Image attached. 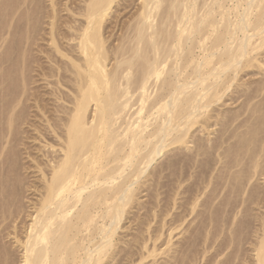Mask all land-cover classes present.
<instances>
[{
	"label": "bare ground",
	"instance_id": "6f19581e",
	"mask_svg": "<svg viewBox=\"0 0 264 264\" xmlns=\"http://www.w3.org/2000/svg\"><path fill=\"white\" fill-rule=\"evenodd\" d=\"M9 1L10 22L0 30L10 35L5 45L0 33V264H13L8 245L20 250L19 264H235L245 257L235 227L246 215L233 226L238 208L264 211V0ZM180 148L197 161L216 152L226 159L222 183L232 201L220 196L230 208L217 223L212 202L203 205L211 228L201 217L195 235L182 225L215 178L204 185L203 178L194 195L187 188L189 212L181 179L163 204L158 181L177 163L169 152ZM151 188L146 204L140 198ZM175 205L182 211L171 213ZM260 216V227H249L246 264H264ZM122 228L133 232L116 237ZM178 234L181 242H173Z\"/></svg>",
	"mask_w": 264,
	"mask_h": 264
},
{
	"label": "rangeland",
	"instance_id": "374dc122",
	"mask_svg": "<svg viewBox=\"0 0 264 264\" xmlns=\"http://www.w3.org/2000/svg\"><path fill=\"white\" fill-rule=\"evenodd\" d=\"M1 2H2L3 4H2ZM9 2H10L9 0H8L7 2H5V0H3V1L0 0V3H1V4H0V30L3 31V32H6V29H7V26L5 25V23L9 24V22H10L9 19L11 18L12 8H11V6H10L11 3H9ZM7 3H9V5H6ZM1 5H3V6L1 7ZM3 8H4V9H3ZM9 10H10V11H9ZM3 11H4V13H3ZM1 13H2V14H1ZM4 14H5V15H4ZM1 17H2V18H1ZM5 17H6V18H5ZM2 19H3V20L5 19L6 21H5V20L3 21ZM8 21H9V22H8ZM3 22H4V23H3ZM3 32H0V33L4 34ZM0 35H1V34H0ZM4 37L6 38V42H4V44H5V43H7V42L9 41V37H10V35H9V31H7V34H6V33L4 34ZM7 40H8V41H7ZM4 44H3L2 47L0 48V53H1V51H3V50L5 49V47H6L5 45H7V44H5V45H4ZM246 78H248V77H246ZM253 78H255V77H253ZM229 104H230V102H227V104H226L227 106L225 105L224 107H232V106L235 107V105H236V104H233L232 106H231V105L229 106ZM236 106H237V105H236ZM221 108H222V107H221ZM240 118H242V117H240ZM218 127H219V126H214V127H212V128L210 127V128H211V129H216V128H218ZM219 128H220V127H219ZM218 130H219V129H218ZM218 130H216V132H214L213 134L209 135V136H210V139H211V138L213 139V138H215V137H217V136L219 135V132H217ZM221 132H222V131L220 130V133H221ZM202 134H203V133H202ZM217 134H218V135H217ZM203 135H204V136H203ZM203 135H202V136H203L204 138H207V137H208L206 134H203ZM182 149H183V148H180V149H178V151H175V150H174V151H172V152H169L170 154H172V153L174 154V156H173L174 158H173V159H174L175 161H176L177 159H178V160L176 161L177 163H175V161L173 162V164L175 163V165L172 164V165H173L172 168H169L170 171H169V170H165L164 172H162L163 170L160 169V170H162V171H161V172H162V175H160V176H161V177L159 178L160 181H158V184H160V185H159V191L161 190V191H160V194L163 193V194L160 195V196L162 197V200H161V201H162V202L164 201L163 204H166L165 201H166V200L168 201V200H169V196H172L171 194H172L173 192H171V190H172V191L174 190V189L172 188V185H173V187H174V184H175V183H177V182H179V181L182 180V181H181V186H182V188H180L179 191L182 190L183 187L186 185V186H188V187H184V188H186V189L189 188L190 192H191V191L193 192L192 195H194V193L198 192V191L196 190V189H198V187L201 188V187L204 185V183H205V182L207 183V181H208L210 178H212V179H213V177L215 178V179H213L214 181H212V183H211L212 185H209L210 188L208 187L206 190H204L205 194H202V193H204V192H200V193H199V195H198V199H199V200H198V202H197L198 204H197L196 209H194L193 213H191V214L187 217L186 222L182 225V227H183V226H185V224H187V222H188V224H187V227H189V228H188V231H189V230L192 231V234L195 235V233H196V231H195V227H196V226H195V225H197V223L201 224L200 221H202V220H204V222L206 221V223L208 224V225H207V226H208V227H207L208 229L211 228V225H209V220L207 219V218H208V215L210 214V211L215 210V212L213 211V212H214L215 220H216V218H218V220H219V222H220L219 216H220V218H221V216L224 215L226 209H229V208H230L229 205H228V206H227V204L225 205L226 201H224L223 199H221V198H223V197L220 196V195H222V193H223V195L225 196L224 198H226V200H227V198H229V196H228V192H227V188H223V183H222V179H224V177H226V176L228 175V174H225V173H226V172H225L226 170H225L224 168H222V167H224L223 165H225V164H222V163H223L222 161H225L226 159L224 160L223 157H222V158H221L220 156L218 157V153L216 152L217 155H215L216 153H211L210 155L207 154L209 158H207L206 155H205V158H204V156H200V157H203V158H204L203 161H197V157L194 158L195 155H194V153H193L192 150H187V149L184 148L185 151H183ZM176 150H177V149H176ZM180 151H181V152H180ZM219 151H220V150H219ZM175 152H176V153H175ZM187 152H188V154H187ZM180 153H181V154H180ZM185 153H186V155H185ZM190 153H191V154H190ZM176 154H178V155H176ZM179 154H180V155H183V154H184L186 157H187V155H189L190 157L188 156L187 158H185V157H184V158H181V157H183V156H180ZM167 155H168V153H167ZM175 155H176V156H175ZM212 155H213V156H212ZM177 156L180 157V159H179ZM191 156H192V158H191ZM164 157H166V154H165L164 156L160 157V158L156 161L157 163L155 162L156 164H155V163L153 164V165H154L153 167L156 166V167L154 168L155 171H157V169L160 168L159 166L161 165V163L164 162V160H163ZM200 157H198V160H199V159L202 160ZM213 157H214V158H213ZM175 158H176V159H175ZM189 158H190V159H189ZM218 158H219V159H218ZM220 158H221V159H220ZM185 159H186V164H185ZM193 159H194V160H193ZM214 159H215V160H214ZM216 159H217V160H216ZM179 160L184 161V162L180 161V163L182 162L183 164H182V163L180 164V163L178 162ZM191 160H192V162H191ZM195 160H196V162H195ZM208 160H211V161H208ZM219 160H220V161H219ZM160 161H161V162H160ZM188 161H189L190 163H188ZM197 162H199V163H200V162H201V163L204 162L205 164H204V163H202V164L200 163V165H199V163H197ZM209 162H210V163H209ZM212 162H213V163H212ZM217 162H219V163H217ZM221 162H222V163H221ZM159 163H160V164H159ZM206 163H209V164H206ZM224 163H225V162H224ZM177 164H178V165H177ZM192 164H193V165H192ZM196 164H197V165H196ZM212 164H213V165H212ZM220 164H221V165H220ZM157 165H159V166L157 167ZM186 165H188V166H186ZM205 165H206V166H205ZM174 166H175V167H174ZM181 166H182V167H181ZM185 166H186V167H185ZM219 166H220V167H219ZM176 167H177V168H176ZM180 167H181L182 169H181ZM197 167H199V168H197ZM204 167H205L206 169H205ZM210 167H211V168H210ZM183 168H185V171H184ZM194 168H196V169L194 170ZM209 168H210L211 170H210ZM173 169H174V170H173ZM188 169H189V170H188ZM197 169H198V170H197ZM201 169H202V170H201ZM222 169H224V171H223ZM160 170H159V171H160ZM175 170H176V171H175ZM182 170H183V171H182ZM203 170H204V171H203ZM220 170H222V171H220ZM166 171H169V172H166ZM173 171H174V172H173ZM200 171H202V172H200ZM206 171H207V174H204V173H206ZM217 171H218V172H217ZM172 172H173V173H172ZM175 172H176V173H175ZM182 172H183V173H182ZM194 172H195V173H194ZM223 172H224V173H223ZM163 173H164V174H163ZM167 173H168L169 177H168ZM169 173H171V174H169ZM174 173H175V174H174ZM188 173H189V174H188ZM192 173H193V174H192ZM196 173H198V174L195 175ZM200 173H201V175H199ZM215 173H216V174H215ZM217 173H219V174H217ZM220 173H221L222 175H221ZM177 174H178V175H177ZM191 174H192V175H191ZM224 174H225V176H224ZM170 175H171V176H170ZM182 175H183L184 177H183ZM215 175H216V176H215ZM166 176H167L168 178H167ZM189 176H190V177H189ZM192 176H194V177L192 178ZM202 176H203V177H202ZM188 177H189V178H188ZM217 177H219V178H217ZM163 178H164V179H163ZM165 178H167V179H165ZM175 178H176V180H175ZM199 178H200V179H199ZM203 178H204L205 180H206V179H207V180H206V181L204 180L203 185H202V180H203ZM159 179H158V180H159ZM180 179H181V180H180ZM185 179H186V180H185ZM197 179H198L199 183H197L198 181H195V180H197ZM171 180H173V181H171ZM191 180H193V181H191ZM216 180H217V182H218L219 184L216 182ZM167 181H168V182H167ZM174 181H175V182H174ZM160 182H161V183H160ZM172 182H173V183H172ZM186 182H187V183H186ZM200 182H201V183H200ZM220 182L222 183V186H221V183H220ZM257 182L260 183L261 180H258ZM257 182H256V183H257ZM170 183H171L172 185H171ZM189 183H190V184H189ZM192 183H193V185H191ZM195 183H196V184H195ZM213 183H214V184H213ZM258 183H257V184H258ZM164 184H166V185H164ZM169 184H170V185H169ZM197 184H199V185H197ZM217 184H218L219 186H218ZM168 185H169V186H168ZM189 185H190V186H189ZM213 185H214L215 187H214ZM162 186H163V187H162ZM154 187H155V186H154ZM160 187H161V188H160ZM167 187H168V188H167ZM169 187H170V188H169ZM190 187H191L192 190L190 189ZM194 187H195V188H194ZM203 187H204V186H203ZM216 187H217V188H216ZM219 187H221V188L219 189ZM165 188H166V189H165ZM211 188H212L213 190H214V188H215L216 191L214 190V192H212L213 190H212ZM152 189H153V188H151V190L147 193L148 195H146V197L143 196V197L140 198V200H141V201L146 200V204H147V202L149 203L150 200H154V194H155L154 191H156V190H152ZM162 189H163V190H162ZM194 189L196 190V192H195ZM209 189L212 190V191L210 192ZM167 190H168V191H167ZM189 190H188V189H187V190L183 189V191H182V192L185 191L184 193L187 192L186 194H187L188 197L185 198V199H182V200H183V202H184V206H186V207H185V211H188V212H189V209H188V208L190 207V205H187V202L185 203V200L188 199V198H190V197L192 196L191 193H188ZM208 190H209V191H208ZM165 191H167L168 193L165 192ZM223 191H224V192H223ZM225 191H226V193H225ZM260 191H262V190L260 189ZM152 192H153V193H152ZM170 192H171V193H170ZM216 192H218V193H216ZM221 192H222V193H221ZM158 193H159V192H158ZM184 193H182V194H184ZM207 193H208V194H207ZM210 193H211V194H210ZM213 193H214L215 195H213ZM224 193H225V194H224ZM143 194H145V193L143 192ZM150 194H151V195H150ZM169 194H170V195H169ZM188 194H190V195H188ZM152 195H153V196H152ZM201 195H202V196H201ZM216 195H218L217 197H215L216 199H215V198L211 199L212 197H214V196H216ZM150 196H151L152 198H151ZM160 196H159V197H160ZM166 196H168V199L166 198V200H165L164 197H166ZM184 196H186V195L184 194ZM147 197H148V198H147ZM161 197H160V198H161ZM179 197H181V195H180ZM182 197H183V195H182ZM204 197H205V198H204ZM177 198H178V196H177ZM163 199H164V200H163ZM200 199H201V200H200ZM220 199H221L222 201H221ZM229 199L232 201V198H229ZM182 200H181V199H178V200H177L178 205H179V201H181V202H180V205H181ZM205 200H206V201H205ZM161 201H160V204L162 203ZM200 201H201V202H200ZM217 201H218V203L216 204ZM219 201H220V202H219ZM144 202H145V201H144ZM210 202H212V203H210ZM199 203H201V204L203 203V204L201 205V204H199ZM209 203H210V204H209ZM146 204L144 203V205H146ZM167 204H168V203H167ZM206 204H209L210 208H211V206L213 205L212 207H214V208H212V210H210L209 208H207V210L209 209L210 211H209V210L206 211V207L203 206V205H206ZM218 204H219L220 206H219ZM169 205H170V204H169ZM178 205H175V207L172 208L171 213H173V212H174V213H177V212H179V210H180V211L184 210V208H183L184 206H182V205H181L182 207L179 206V208H183L182 210H181V209H177L176 207H177ZM214 205H215V206H214ZM221 205H222V206H221ZM224 205H225L227 208H226V207H223ZM244 205L247 206L248 203H244V204L242 205L243 208H245ZM167 206H168V205H167ZM187 206H188V207H187ZM199 206H201V207H199ZM249 206H250L249 208L252 209V210H250V212H249V210H248V213H249L250 215H249L248 213L244 214L245 212H244V213H240V212H243V209H242L241 206H240V208H238L239 212L237 213L238 217H237V215L235 216V219L237 218V219H238V222H235V219H234V222H233V223H234L233 226H234V225L237 226V224L239 223V219H240V223L243 222L244 220H242V219H244V218H245V215H246V218H245L246 221L243 222V223H244L243 226H242V225H240V226H238V227H235V226H234V227H235V231H236V230H239V231H237V232H239V233L236 232V234H239V236H237V237H238L239 239H241V237L243 238V242H242V239L240 240V241H241V244H240V245L243 246V249H244V250H242V252H241V251L239 252L240 255H241L242 257H243V255H244V256H245V255H246V256H247V255L250 256V257L248 256L249 258L245 256L246 259H245V257H243V258L245 259V263H244V260H242L243 258H241L240 260L237 259L238 261H237V260H236V261H237L239 264H242V263H243V264H246V261H247L248 259L251 258V255H250V254H252L253 252H251V250H249L250 247H251L249 244H250V241H252L251 239H254V238H253V235H254L253 233H254L255 229H257L258 227H260V226H259V225H260V222H259V220H256V219H259V216H260V215H261V216L263 215V216H262V219L264 220V211H262V210H263L262 207H259V206H257V205H252V207H251V205H249ZM254 206H255V207H254ZM228 207H229V208H228ZM202 208H203V209L205 208V209L203 210ZM215 208H217V211H216ZM220 208H221V209H220ZM255 208H256V209H255ZM261 208H262V209H261ZM176 209H177V210H176ZM186 209H188V210H186ZM197 209H198V210H197ZM218 209H219V212H218ZM223 209H224V210H223ZM240 209H241V210H240ZM257 209H260V210L257 211ZM134 210H135V211H134ZM134 210H132L133 213L131 212V213L129 214L130 216H132L134 213H138V212L136 211V209H134ZM142 210H143V209H142ZM142 210H141V211H142ZM199 210H200V212H199ZM220 210H221V211H220ZM195 211H196V212L198 211L199 213H198V212L196 213ZM223 211H224V213H223ZM228 211H229V210H228ZM251 211H252V216H253V217H251ZM255 211H256V212H255ZM259 211H260L261 213H260ZM139 212H140V211H139ZM188 212H187V213H188ZM204 212H205V214H204ZM221 212H222V213H221ZM174 213H173V214H174ZM182 213H184V211H183ZM185 213H186V212H185ZM200 213H203V214H200ZM215 213H216V214H215ZM239 213H240V214H239ZM253 213H254V214H253ZM255 213H256V215H255ZM241 214H243V215H241ZM247 214H248V215H247ZM257 214H258L259 216H258ZM206 215H207V216H206ZM191 216H192V217H191ZM227 216H228V215H227ZM249 216H250V217H249ZM261 216H260V217H261ZM201 217H202V220H201ZM242 217H243V218H242ZM247 217H249V218H248L249 221H247V220H248ZM254 217H255V218H254ZM256 217H257V218H256ZM194 218H195V219H194ZM197 218H198V219H197ZM127 219H128V218H127ZM127 219H126L125 221H123L124 223L122 222V223L124 224V226H125V224H126L127 222H128L127 224L130 225V224H129L130 221H128ZM199 219H200V221H199ZM250 219L253 220V223H254V224L251 223V224H253V225L250 224ZM187 220H189V221H187ZM193 220H194V222H193ZM196 220H197V221H196ZM241 220H242V221H241ZM252 220H251V222H252ZM126 221H127V222H126ZM198 221H199V222H198ZM216 221H217V220H216ZM230 221H231V220H230ZM255 221H256V222H255ZM189 222H190V223L193 222L192 225L190 224L192 227H191V226H188V225H189ZM195 222H196V223H195ZM202 222H203V221H202ZM219 222L217 221V223H219ZM245 222H246V224H245ZM247 222H249V224H250L251 226L248 225ZM258 222H259V223H258ZM194 223H195V225H194ZM212 223H213V222H212ZM236 223H237V224H236ZM240 223H239V224H240ZM243 223H242V224H243ZM255 223H256L257 226L255 225ZM127 224H126V226H128ZM239 224H238V225H239ZM258 224H259V225H258ZM209 226H210V227H209ZM228 226H229V227H228ZM228 226L225 225V228H224V229H225L226 232L228 231V228L232 227V225H228ZM241 226H242L243 229L241 228ZM262 226L264 227V221H263ZM244 227H245V228H244ZM249 227H251V228L256 227V228H255L254 230H252V229H249ZM232 228H233V227H232ZM237 228H238V229H237ZM240 228H241V229H240ZM246 228H247V229H246ZM124 230H125V231H124ZM193 230H194L195 232H193ZM240 230H241V231H240ZM244 230H245V231H244ZM249 230H250L251 232H250ZM119 231H120V233L118 232V233H117L118 236L116 235V237H120L119 235H122V234L125 235V234L128 233V232H133V231H128V230L125 229V228H122V229H120ZM177 231H178V230H177ZM177 231H176V233H177ZM242 231H243L244 233H243ZM246 231H247V232H246ZM226 232H225V233H226ZM245 232H246V233H245ZM121 233H122V234H121ZM190 233H191V232H189V233H185L184 236L189 238V235H191ZM242 233H243V234H242ZM247 233H248L250 236H248ZM240 234H242V236H240ZM246 234H247V235H246ZM124 235H123V236H124ZM226 235H227V233L225 234V237H226ZM244 235H245V236H248V237H251V238L249 239V238L245 237ZM192 236H193V235H191V237H192ZM182 237H183V236H181V234H178V235L174 236V238H173L172 241H173V242H177V241H178L177 239H180V238H182ZM185 237H184V238H185ZM221 237H222V236H221ZM221 237H220V238H221ZM193 238H194V240H195V237H192V238H189V239H193ZM9 239H10V238H9ZM117 239H118V238H117ZM186 239H187V238H186ZM244 239H245V240L247 239V240H246V243H247V244L244 242V241H245ZM182 240H184V239H182ZM187 240H188V239H187ZM200 240H201V239H200ZM200 240H199L198 242H199V244H200V243H201V244H200V245L198 244V245H197V246H198L197 248H199V250L201 251V248L203 247L202 245H204V244H203L204 242H203V240H201L202 242H200ZM5 241H6V239L3 240L2 243L4 242V244H5L6 246H7L8 244H12V245H13L12 240H7V241L11 242V243H8V242L6 241L7 244L5 243ZM116 241H117L116 243H118V240H116ZM248 241H249V242H248ZM180 242H181V239H180ZM244 243H245V244H244ZM159 244H160V242H159ZM177 245H178V244H177ZM177 245H176V246H177ZM240 245H239V246H240ZM10 246H11V245H8L7 247L11 248L10 250L12 251V255H13V256H12V258H13V264H19L18 261H19L20 254H21V253H19L20 250H19L17 247H15L14 245H13L14 248H13V246H11V247H10ZM117 246H118V245H116V248H117L116 250H118V247H117ZM241 246H240V250L242 249ZM119 247H122V246L120 245ZM162 247H165V246H162ZM162 247H161V248H162ZM197 248H196V249H197ZM17 249H18V250H17ZM197 250H198V249H197ZM229 250H230V248L227 249V251H229ZM211 251H212V250H209V252L206 254V257H209V258H210L209 255H210ZM227 251L224 250L223 253H222L223 255L221 254L218 258H219V259L225 258V257H226V253H227ZM224 253H225V254H224ZM242 253H244V254H242ZM241 256H240V257H241ZM229 257H230V255H229ZM164 258H165V255H159L156 259H157L158 262H161L162 260H164ZM227 258H228V257H227ZM247 258H248V259H247ZM207 260H208V259H207ZM149 261H150V260H149ZM209 261H210V259H209ZM209 261H208V262H209ZM239 261H240V262H239ZM203 262H205L204 264H208V262H207L206 260H205V261L203 260ZM203 262L201 261V262H199V264H200V263L203 264ZM238 263H235V264H238ZM224 264H225V263H224Z\"/></svg>",
	"mask_w": 264,
	"mask_h": 264
}]
</instances>
